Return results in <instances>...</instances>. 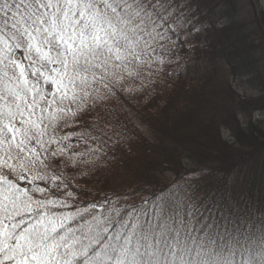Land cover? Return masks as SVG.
<instances>
[{"label":"snow or ice","instance_id":"1","mask_svg":"<svg viewBox=\"0 0 264 264\" xmlns=\"http://www.w3.org/2000/svg\"><path fill=\"white\" fill-rule=\"evenodd\" d=\"M185 6L186 0H0V264H237L231 257L238 252L246 255L242 264H264V234L250 247L242 246L246 237L225 248L210 226L169 223V208L179 201L158 198L153 218L143 206L125 210L113 200L82 207L65 191V169L86 175L120 133L97 122L75 133L73 145L60 128L118 93L150 86L166 63L158 50L170 52L169 33L187 22ZM73 204L74 211H59Z\"/></svg>","mask_w":264,"mask_h":264},{"label":"trees","instance_id":"2","mask_svg":"<svg viewBox=\"0 0 264 264\" xmlns=\"http://www.w3.org/2000/svg\"><path fill=\"white\" fill-rule=\"evenodd\" d=\"M173 2L179 6L182 0ZM243 3L186 0L182 10L190 14L189 31L199 43L196 56L205 58L204 65L194 68L191 78L185 76L175 49L179 36L169 33L174 43L168 45V53L158 50L166 63L150 86L118 93L60 128L61 135L71 137L66 143L76 145L74 134L96 123L95 116L100 115L101 126L108 123L120 133L113 136L118 143H109L107 155L83 175L85 180L76 182L84 195L98 200L93 203L108 207L107 201L113 200L119 207L125 205L121 195L137 196L138 203L121 209L143 206L154 218L158 198L175 200L179 207L169 208L170 224L175 220L178 226L182 218L197 229L210 226L218 245L222 237L225 248L229 240L246 237L242 246L258 243L264 234V125L253 122L252 116L264 111V11L258 0H252L251 10ZM248 14L252 18L245 20ZM229 77L245 80L256 94L239 95ZM121 176L125 184L118 194L109 195L108 178ZM70 182L67 189L79 192ZM35 184L47 188L46 183ZM89 184L98 189L90 193ZM100 190L106 196L99 198ZM231 258L242 264L246 255L238 252Z\"/></svg>","mask_w":264,"mask_h":264},{"label":"rangeland","instance_id":"3","mask_svg":"<svg viewBox=\"0 0 264 264\" xmlns=\"http://www.w3.org/2000/svg\"><path fill=\"white\" fill-rule=\"evenodd\" d=\"M251 2H252V0H244V3L242 6L251 10V6H250ZM258 5H259V8L262 11H264V0H258ZM189 17H190V14H188L187 19H189ZM248 17H249V14L244 19L248 20V19L252 18V16L250 18H248ZM258 21H260L259 17H258ZM189 26H190V22L187 21L183 27H179L177 32H175V34L177 36H179V38L176 40L178 44H176L175 49H176V53H177V61H179L181 63L180 66H181V69H182L184 75L191 78L192 77L191 74L193 73L194 68L202 67L204 65L205 58L201 57V56H196V52L198 51L197 49L199 48L198 47L199 43L197 40L193 39V37L191 36V33L189 31ZM200 52L201 51H198V53H200ZM20 55L23 56V53L21 52ZM222 70H224V73L227 75V71L225 69H222ZM229 81H230L231 85L233 86V88L235 89V91L243 97H251V96L256 94V91H254V89L252 87H250L249 84L245 80L244 81L239 80V79L234 80V79L229 77ZM113 114H114V111L108 113V116L111 117ZM95 118H96L95 122L96 123L98 122L100 124L101 123L100 115L95 116ZM240 120H241V122L243 121L241 118H240ZM252 121L255 123L257 122L261 125H264V111L255 112L252 116ZM92 125L89 127H86L85 131L90 130L92 128ZM140 131L145 132V129L141 128ZM223 137L228 139V136L226 133H223ZM93 144L95 146V143H93ZM105 165H107V163H105ZM65 174H66V177L72 181L70 183L77 190H79V192L76 191L77 193L72 191L75 195V204H80L82 207H85L88 204H93V200H96L98 202V200L95 199L94 197L91 198L90 196L84 195L82 193V190H81L83 187L76 184V182H78V181L81 182V181L85 180V178L81 174L80 170L69 167V168L65 169ZM10 179H16V178L12 177ZM108 179H109L108 186H110L112 189L111 193L109 195L118 194L121 185L125 184V182H124L125 179L122 176L119 179L117 177L116 178L111 177ZM19 181H20L21 186L27 185L26 180L25 181L19 180ZM37 182L45 183V181H43V180H36L35 183H37ZM122 182H124V183H122ZM82 186H86V185H82ZM87 186L89 188L88 190L91 191L90 193H94L98 189L97 184H89ZM28 187H30V185H28ZM46 187L50 188L51 184L50 183L46 184ZM65 191H71V190L65 189ZM86 192L89 193L88 191H86ZM52 193H53L54 197H61V198L63 197V193L57 192L54 188L52 189ZM98 193L100 194L99 198L106 196L105 193L102 194L101 190ZM121 196H122L121 199H122L123 203L125 204L124 206H130V205L136 204L140 201V199H138L137 196H134L133 198H128V199H125V197H123V195H121ZM70 203H71V201H70ZM75 204H73V206L69 209H59V211H74L75 210ZM124 206L122 204H119V208L124 207Z\"/></svg>","mask_w":264,"mask_h":264}]
</instances>
